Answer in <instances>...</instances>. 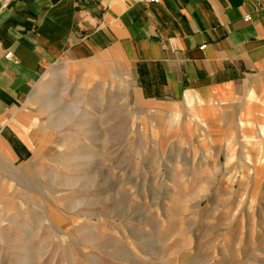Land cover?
<instances>
[{
	"label": "rangeland",
	"instance_id": "obj_1",
	"mask_svg": "<svg viewBox=\"0 0 264 264\" xmlns=\"http://www.w3.org/2000/svg\"><path fill=\"white\" fill-rule=\"evenodd\" d=\"M95 65L25 102L33 157L0 158V264H264L252 162L194 140L186 117L146 116Z\"/></svg>",
	"mask_w": 264,
	"mask_h": 264
},
{
	"label": "crops",
	"instance_id": "obj_2",
	"mask_svg": "<svg viewBox=\"0 0 264 264\" xmlns=\"http://www.w3.org/2000/svg\"><path fill=\"white\" fill-rule=\"evenodd\" d=\"M94 61L146 116L186 117L194 140L252 162L250 188L264 189V0H0V158L33 157L25 102Z\"/></svg>",
	"mask_w": 264,
	"mask_h": 264
},
{
	"label": "built area",
	"instance_id": "obj_3",
	"mask_svg": "<svg viewBox=\"0 0 264 264\" xmlns=\"http://www.w3.org/2000/svg\"><path fill=\"white\" fill-rule=\"evenodd\" d=\"M133 1L141 2V3H157V2H159V0H133ZM10 55H11V52L8 51V52H6L5 57H10Z\"/></svg>",
	"mask_w": 264,
	"mask_h": 264
}]
</instances>
